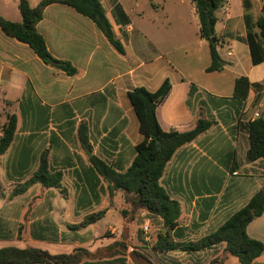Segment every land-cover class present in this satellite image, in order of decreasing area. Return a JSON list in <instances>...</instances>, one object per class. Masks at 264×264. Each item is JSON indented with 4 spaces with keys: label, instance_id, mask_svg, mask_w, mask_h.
Here are the masks:
<instances>
[{
    "label": "crops",
    "instance_id": "1",
    "mask_svg": "<svg viewBox=\"0 0 264 264\" xmlns=\"http://www.w3.org/2000/svg\"><path fill=\"white\" fill-rule=\"evenodd\" d=\"M41 1L29 3L35 8ZM100 1L125 55L109 43L95 23L69 6H49L37 26L53 58L69 62L77 70L73 76L45 64L28 45L5 35L0 28V129L9 115L17 117L15 140L0 157L1 247H12L3 245L25 241L26 236L27 248L37 247L57 255L51 249L70 242L74 250L86 249L93 255L84 260L87 264H125L129 246L122 239L114 238V243L124 245L120 253L95 258L114 243L93 252L85 248L91 241L82 232L87 228L75 231L71 226L100 211L105 212L104 218L119 212L125 226L124 215L115 202L109 208L103 207L101 189H109L108 183L94 170L90 158L99 157L119 171L131 165L135 147L144 137L129 93L138 87L156 92L166 79L172 88L157 110L165 132L190 131L201 118L215 121L211 129L176 153L163 178L164 187L181 204L179 228L171 233L174 241L196 242L215 232L264 187V158L246 162L249 124L256 119V113H264V63L253 66L251 62L244 0H227L223 8L228 14L225 23H221V29L219 22L216 25L218 52L226 63L219 73L234 75L229 95L216 92V88L212 91L204 78L197 77L191 69L163 70L158 58H135L134 69L129 53V44L135 37V28L129 22L134 8L125 6L122 0ZM249 1L250 14L257 20L263 14L264 0ZM19 2L0 0V16L21 22ZM138 32L148 39L145 32ZM225 49L228 50L223 54ZM239 77L250 80L251 91L244 108L236 112L229 110L227 103ZM81 138L87 143L83 145ZM44 153L48 154L51 171L63 174L61 189H48L40 183L25 188L38 171ZM69 188L75 189L73 195L69 191L68 196L60 197L55 191L61 193ZM125 201L132 205L127 196ZM5 208L8 212L3 214ZM148 214L160 224L155 229L156 237L149 231L142 238V244L153 248L164 232L162 219ZM109 230L116 232L115 228ZM54 233L59 240L51 239ZM247 233L264 243V214L248 226ZM221 253L225 255L224 244L187 255L194 264H202V259L203 264H207L206 260L212 264ZM256 264H264V255Z\"/></svg>",
    "mask_w": 264,
    "mask_h": 264
},
{
    "label": "trees",
    "instance_id": "2",
    "mask_svg": "<svg viewBox=\"0 0 264 264\" xmlns=\"http://www.w3.org/2000/svg\"><path fill=\"white\" fill-rule=\"evenodd\" d=\"M194 5L199 19L200 37L209 44L211 64L207 73L221 72L226 63L221 59L216 35L219 22L217 13L226 6L227 0H190ZM54 4L73 8L78 14L91 20L105 35L109 43L122 55H125L123 44L117 39L113 25L100 0H42L32 8L29 0H20L19 11L21 22L7 20L0 16V28L3 33L17 41L28 45L35 54L47 65L54 66L73 76L77 70L69 62L56 61L50 54L44 37L38 32L37 26L43 20L45 10ZM244 22L247 31V43L250 49L253 66L264 63V8L263 14L255 20L250 14L251 3L244 0ZM215 39V42H213ZM172 84L166 79L156 92L144 87L135 88L129 93V99L140 123V133L144 140L135 147V157L125 171L108 164L103 159L92 156L90 161L98 175L108 183L110 194L121 191L133 207L146 210L162 219L163 234H160L153 248L163 254L182 252L186 254L213 249L225 245V254L238 259L240 264H256L257 259L264 255V243L251 238L247 233L248 226L264 214V187L238 212L232 215L215 232L196 242L179 243L174 241L171 233L180 225L182 214L181 204L174 200L162 181L169 163L176 153L184 146L196 141L215 125L214 120L201 118L195 128L187 132H165L158 119L159 105L170 93ZM251 91V83L247 77L235 80L231 101L227 103L229 110L239 112L244 108ZM17 132V117L9 115L0 136V157L11 147ZM84 144L87 141L81 138ZM264 158V113L249 124V149L246 162L254 163ZM63 174L52 172L48 154L41 157L40 166L35 175L27 182L25 188L40 183L48 189H61ZM95 190V189H93ZM105 216L104 211L92 213L85 217L79 225H73L75 231L96 224ZM55 234V233H54ZM51 237L59 240L57 234ZM124 247L116 242L107 249L100 251L95 258L115 256ZM108 254V255H106ZM93 255L86 249H76L70 254L53 255L39 248L19 249L7 247L0 249V264H87L84 260ZM217 261L213 262L215 264Z\"/></svg>",
    "mask_w": 264,
    "mask_h": 264
},
{
    "label": "rangeland",
    "instance_id": "3",
    "mask_svg": "<svg viewBox=\"0 0 264 264\" xmlns=\"http://www.w3.org/2000/svg\"><path fill=\"white\" fill-rule=\"evenodd\" d=\"M125 6H133L134 12L130 13V23L135 28L134 39L129 44V53L133 57V68L137 69L135 58L155 60L161 65L163 70L167 71L175 68L178 70L191 69L197 77L204 78L214 91L221 92L224 95L232 93V84L234 75L230 72H215L207 74L204 69L210 64L211 57L209 44L199 36V19L196 14L194 5L190 0H122ZM219 23H225L227 17L225 9L218 11ZM88 21V20H87ZM219 24V25H220ZM222 25L219 29L222 28ZM143 31L147 34L148 39L138 32ZM225 49L223 54H226ZM251 63V62H250ZM141 71H138L139 75ZM221 81V83H218ZM244 161V160H243ZM55 191L60 197L74 194L75 189H64L60 193ZM126 195L122 192H114L110 196V191L106 187L101 189V199L103 207H108L115 202L116 208L124 215V226L122 215L117 212L111 216L99 220L96 224L83 230L87 241L85 248L97 252L99 249L110 246L115 242V237L122 239L128 246L125 264H194L192 258L181 252H173L170 254L157 253L153 248H148L142 244L144 235V226L149 223V235L156 237L160 228V224L154 221L148 212L144 209L133 207L125 201ZM59 211L60 207H56ZM3 210V209H2ZM8 211L5 208L2 213ZM85 218V217H84ZM84 220V219H83ZM81 220V222L83 221ZM80 222V223H81ZM24 224L26 222L23 221ZM115 228L116 232L112 234V230L107 232L108 228ZM154 230V231H153ZM18 232V230H17ZM107 235L109 237L106 236ZM67 238V237H66ZM65 238V239H66ZM27 237L25 236V241ZM24 240L16 243H9L3 246H12L20 249L27 248L29 245ZM153 241L151 240V246ZM0 248H5L1 247ZM37 248V247H36ZM76 247L70 242H61L51 249L55 254L72 253ZM148 248V249H146ZM108 255V254H106ZM108 257V256H107ZM203 264V259L199 260ZM217 264H240L237 258L229 257L224 253L217 256ZM209 264V260H206Z\"/></svg>",
    "mask_w": 264,
    "mask_h": 264
},
{
    "label": "built area",
    "instance_id": "4",
    "mask_svg": "<svg viewBox=\"0 0 264 264\" xmlns=\"http://www.w3.org/2000/svg\"><path fill=\"white\" fill-rule=\"evenodd\" d=\"M228 56L230 57V56H232V52H228ZM260 115L261 114H259V113H256L255 114V118L257 119V118H259L260 117ZM2 135V129H0V136ZM149 223H147V224H145V226H144V232L145 233H148L149 232Z\"/></svg>",
    "mask_w": 264,
    "mask_h": 264
},
{
    "label": "water",
    "instance_id": "5",
    "mask_svg": "<svg viewBox=\"0 0 264 264\" xmlns=\"http://www.w3.org/2000/svg\"><path fill=\"white\" fill-rule=\"evenodd\" d=\"M213 42H215V39H213Z\"/></svg>",
    "mask_w": 264,
    "mask_h": 264
}]
</instances>
